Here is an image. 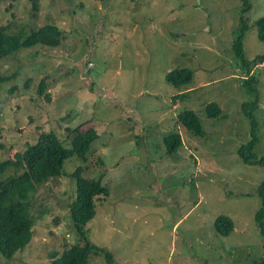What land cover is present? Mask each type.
Segmentation results:
<instances>
[{"label":"rangeland","instance_id":"rangeland-1","mask_svg":"<svg viewBox=\"0 0 264 264\" xmlns=\"http://www.w3.org/2000/svg\"><path fill=\"white\" fill-rule=\"evenodd\" d=\"M36 4V6H35ZM1 0L0 26L11 31L55 24L61 43L21 48L0 58V161L12 159L39 136L55 133L65 147L78 130H97L87 158L70 157L62 175L32 196L31 242L0 264H53L54 254L78 241L70 205L73 173L101 179L89 235L117 264H255L264 255L256 221L262 205L260 165L240 148L252 138L249 104L264 156V41L257 21L264 0ZM248 8V9H247ZM244 32V66L233 47ZM263 60L254 61L257 56ZM193 73L181 88L167 82L177 68ZM43 85L45 89L42 92ZM179 96V99L174 97ZM217 103L218 118L206 107ZM194 111L204 137L179 115ZM184 145L167 153L165 137ZM21 171L0 174V182ZM234 220L223 236L215 219ZM90 264H108L93 255Z\"/></svg>","mask_w":264,"mask_h":264},{"label":"trees","instance_id":"trees-1","mask_svg":"<svg viewBox=\"0 0 264 264\" xmlns=\"http://www.w3.org/2000/svg\"><path fill=\"white\" fill-rule=\"evenodd\" d=\"M1 1V0H0ZM249 7V0H243ZM36 6V4H35ZM248 9V8H247ZM247 23L244 24L241 34L234 42L233 47L239 57L243 56V38L247 30ZM258 34L264 41V17L257 21ZM62 31L55 24H48L40 29L27 33L25 30L11 31L7 25L0 26V58L11 55L21 48H29L38 44L57 47L62 40ZM244 66L251 72V64L244 60ZM263 60L257 56L254 61ZM193 73L189 68H177L167 74L166 80L174 87L181 88L191 83ZM9 78H0V84ZM45 89L43 85L42 92ZM179 99L180 97H174ZM251 111L249 104H244V110L250 116L252 122V138L244 144L239 155L248 165H260L264 169V156L258 157L255 148L259 143L258 123L254 118V110ZM207 116L218 118L222 115V109L217 103H210L206 107ZM179 121L194 136L204 137L198 115L191 110L179 115ZM3 131L0 128V146ZM99 139L96 129L90 128L83 132L78 130L77 136L71 143V147H65L55 133L40 135L34 145H30L22 153L16 154L12 159L0 161V174L10 169L21 171L16 175L9 176L0 182V253L7 260H12L17 252L31 242L35 217L32 213V196L39 187L60 177L63 173L65 162L70 157L87 158L92 146ZM167 153L173 155L184 145L182 135L173 133L164 139ZM73 176L76 180V195L73 199L70 210L73 226L78 236V241L67 245L64 250L54 254L53 264H90L93 255L106 256L108 264H117L114 254L92 241L89 235V223L96 217L97 199L101 196H108L110 189L101 179H93L84 176L82 169H77ZM258 193L262 205L256 213L258 226L264 233V179L258 186ZM216 231L223 235H229L235 226L234 220L226 215L218 216L214 221ZM255 264H264V255Z\"/></svg>","mask_w":264,"mask_h":264},{"label":"built area","instance_id":"built-area-1","mask_svg":"<svg viewBox=\"0 0 264 264\" xmlns=\"http://www.w3.org/2000/svg\"><path fill=\"white\" fill-rule=\"evenodd\" d=\"M256 66H259V67L264 66V62H257Z\"/></svg>","mask_w":264,"mask_h":264}]
</instances>
